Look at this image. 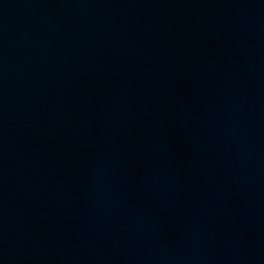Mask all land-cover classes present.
Instances as JSON below:
<instances>
[{"label": "water", "instance_id": "water-1", "mask_svg": "<svg viewBox=\"0 0 264 264\" xmlns=\"http://www.w3.org/2000/svg\"><path fill=\"white\" fill-rule=\"evenodd\" d=\"M0 264H264V0H0Z\"/></svg>", "mask_w": 264, "mask_h": 264}]
</instances>
